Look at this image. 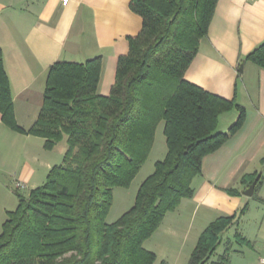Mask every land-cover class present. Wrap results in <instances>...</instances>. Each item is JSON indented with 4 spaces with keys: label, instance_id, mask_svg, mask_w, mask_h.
<instances>
[{
    "label": "trees",
    "instance_id": "16d2710c",
    "mask_svg": "<svg viewBox=\"0 0 264 264\" xmlns=\"http://www.w3.org/2000/svg\"><path fill=\"white\" fill-rule=\"evenodd\" d=\"M216 3L131 0L142 27L129 37L127 54L118 57L110 92L97 91L101 56L81 63L56 61L48 68L38 115L27 129L17 124L0 48L3 124L42 137L47 150L65 142L62 162L50 167L41 185L26 196L14 190L17 205L6 211L0 229V264H165L144 242L167 212L193 195V179L201 174L204 156L217 150L244 117V108L234 99L184 77ZM245 59L264 68V39ZM233 108L238 110L235 121L221 131L220 115ZM161 121L164 157L138 186L133 205L107 222L113 188L130 185L153 147ZM244 209L208 223L187 264H229L233 243H250L233 226ZM231 227L233 242L223 241Z\"/></svg>",
    "mask_w": 264,
    "mask_h": 264
},
{
    "label": "crops",
    "instance_id": "0c3cea01",
    "mask_svg": "<svg viewBox=\"0 0 264 264\" xmlns=\"http://www.w3.org/2000/svg\"><path fill=\"white\" fill-rule=\"evenodd\" d=\"M130 1L0 0V48L18 125L27 129L35 121L48 68L56 61L81 63L101 56L97 91L110 92L118 57L127 54L129 37L142 27V18L130 8ZM263 39L264 0H217L207 34L185 71L187 81L234 99L244 108V117L217 150L204 156L201 174L193 179V195L183 198L162 220L186 218L185 235L175 245L176 257L188 241L190 254L208 223L244 207L233 226L250 243H233L229 264H264L260 261L264 258V68L245 59ZM237 115L236 108L222 113L218 128L226 131ZM43 143L42 137L10 129L0 117V171L8 173L12 183L35 182L38 166L50 167L48 159L39 155L48 151ZM257 175L260 182L253 194H243ZM195 223L198 231L188 240L187 232ZM176 230L177 226H168L166 232L174 236ZM233 233L226 239L233 242ZM223 248L222 243L217 250Z\"/></svg>",
    "mask_w": 264,
    "mask_h": 264
},
{
    "label": "rangeland",
    "instance_id": "374dc122",
    "mask_svg": "<svg viewBox=\"0 0 264 264\" xmlns=\"http://www.w3.org/2000/svg\"><path fill=\"white\" fill-rule=\"evenodd\" d=\"M64 149L65 142L63 140L57 143L52 149H48V151H42L43 153L39 155L46 157L50 163V167H52L54 164H59L62 162ZM165 153L166 144L163 134V121H161L155 132L153 147L147 159L141 165L138 173L131 181L130 185L128 187L113 188V202L106 217L107 222L114 221L133 205L138 186L150 173H152L155 161L162 159ZM50 167L47 168L46 166L43 167L42 165L38 166V177H36L35 182L25 184L26 186L24 188L16 187L15 183L17 180L12 183L9 174L0 171V229L2 222L6 219V211L15 209L17 205L18 199L14 190H17L24 196L28 195L32 188L41 185L45 181L46 174ZM172 220L173 219L170 218L165 219V221L162 222V227L159 228L158 233L155 232L154 236H152V234V237H149L144 242V247L154 251L159 261L163 260L164 258L165 264L168 262L169 264H187L189 251L191 249L189 241L179 257H176L177 248H175L177 242L180 243L183 235H185L186 218L181 217L176 219L174 222ZM168 226H177L176 232L173 233L174 236H169L166 232ZM198 227L199 226H196V223L191 226V229H189L186 236L188 240L194 238L195 233L198 231ZM234 228L235 227L229 228L224 232L225 239L229 233H232ZM168 241L170 245L168 244Z\"/></svg>",
    "mask_w": 264,
    "mask_h": 264
},
{
    "label": "water",
    "instance_id": "95a60500",
    "mask_svg": "<svg viewBox=\"0 0 264 264\" xmlns=\"http://www.w3.org/2000/svg\"><path fill=\"white\" fill-rule=\"evenodd\" d=\"M242 66H243V62L240 64V68L239 70L241 71L242 69ZM259 178V175H257L250 183L249 185L247 186V188H245V190H243V194L247 195V196H251L253 194V190H254V187L256 185V182Z\"/></svg>",
    "mask_w": 264,
    "mask_h": 264
},
{
    "label": "built area",
    "instance_id": "2783aa9c",
    "mask_svg": "<svg viewBox=\"0 0 264 264\" xmlns=\"http://www.w3.org/2000/svg\"><path fill=\"white\" fill-rule=\"evenodd\" d=\"M61 1H62V4H66L68 0H61ZM15 186L19 188H24L26 185L24 182L17 180V182L15 183ZM260 261L261 263H264V258H261Z\"/></svg>",
    "mask_w": 264,
    "mask_h": 264
}]
</instances>
